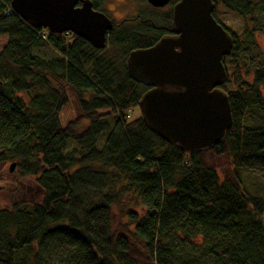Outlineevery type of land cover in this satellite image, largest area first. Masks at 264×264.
Wrapping results in <instances>:
<instances>
[{
    "label": "trees",
    "instance_id": "1",
    "mask_svg": "<svg viewBox=\"0 0 264 264\" xmlns=\"http://www.w3.org/2000/svg\"><path fill=\"white\" fill-rule=\"evenodd\" d=\"M216 1L264 22V0ZM10 8L0 0V176L13 162L42 197L0 210V264H49L52 255L56 264H264V53L226 29L233 45L220 88L231 128L208 151L184 153L140 114L128 117L149 88L130 78L126 59L166 33L170 13H144L95 49L32 29ZM246 60L249 83L238 74ZM70 99L77 113L62 125ZM124 194L142 212H120L126 222L113 228L111 208Z\"/></svg>",
    "mask_w": 264,
    "mask_h": 264
},
{
    "label": "water",
    "instance_id": "2",
    "mask_svg": "<svg viewBox=\"0 0 264 264\" xmlns=\"http://www.w3.org/2000/svg\"><path fill=\"white\" fill-rule=\"evenodd\" d=\"M147 2L158 8L169 0ZM10 7L32 29L70 33L95 49L104 48L112 27L88 0H10ZM214 8V0H178L172 9V34L131 51L126 59L130 78L149 88L137 102L144 125L184 153L208 151L232 125L228 97L220 86L226 80L222 59L233 39L212 17Z\"/></svg>",
    "mask_w": 264,
    "mask_h": 264
},
{
    "label": "rangeland",
    "instance_id": "3",
    "mask_svg": "<svg viewBox=\"0 0 264 264\" xmlns=\"http://www.w3.org/2000/svg\"><path fill=\"white\" fill-rule=\"evenodd\" d=\"M122 0H105L108 3V8L114 10V19L116 21L120 20L122 17L133 16V13L140 9L146 13H155L159 17L165 14V11L168 8L162 9H150L146 6L144 0H125L126 4H119ZM214 0L215 9L214 17L219 22L220 25L224 26L229 32L234 33L237 38L242 42V45L245 47L249 46V52H252L253 55L256 52L264 53V22L260 26L254 25L249 19H243L238 15L228 11L220 4L216 3ZM136 4V5H135ZM263 14V10L261 11ZM247 56L245 52L244 58ZM249 59V58H247ZM248 66H243L242 64L238 67V74L242 81L251 82L252 75L249 70L252 68L253 61L246 60ZM247 64V63H246ZM226 65V62L224 63ZM226 71H228L227 67ZM25 102L27 98L23 96ZM76 104L70 99L67 106L63 109L60 115V123L64 125L68 120L73 119L76 116ZM139 110L135 109L134 111L128 114L129 119H135L139 116ZM87 126L86 122H81L76 128L75 132H81ZM13 162H8L0 176V210L9 209L13 204L19 202H26L31 204H37L42 197V190L39 186L36 185L33 178L30 177H20L17 174L16 166L14 165L13 170L10 172L9 168ZM261 179H257L255 176L251 175L250 182L253 184H258ZM121 203L118 206H113L111 208V225L116 227L117 223H125V217H120L119 213H123L126 210H132L138 215L142 212V207L140 203L135 199L131 194H124L121 197ZM264 223V217L262 218ZM49 264H56V258L54 255L48 260Z\"/></svg>",
    "mask_w": 264,
    "mask_h": 264
},
{
    "label": "flooded vegetation",
    "instance_id": "4",
    "mask_svg": "<svg viewBox=\"0 0 264 264\" xmlns=\"http://www.w3.org/2000/svg\"><path fill=\"white\" fill-rule=\"evenodd\" d=\"M91 4V7L94 11L96 12H99V13H102L104 16H106V18L108 20L111 21L112 23V27L109 31L106 32V41H105V44L107 42V38H108V35H109V32L112 30V29H118L120 26H123V25H127L129 27H133L134 25H136V23H141L143 22V18H142V14L146 13L145 11H141L140 9H137L134 13H133V16H128V17H122L120 20L116 21L114 19V9L115 8H108V3L105 2V0H88ZM137 2V0H134V2ZM145 3H146V6H148L150 9H162V8H168V10L165 11V14L166 13H170V23L168 26H162L165 28V31L166 33L163 35V36H167V35H171V16H172V9H173V6L176 2H178V0H169V2L163 6V7H158V8H153L151 5L148 4L147 0H144ZM119 4H122V5H125L126 4V1L125 0H122L121 2H119ZM136 5V4H135ZM80 6V2H78L76 4V7ZM215 9V8H214ZM214 12V10H213ZM213 12H212V16L214 17L213 15ZM215 18V17H214ZM147 20V19H146ZM225 30L226 28L224 26H222ZM227 31V30H226ZM228 32V31H227ZM229 33V32H228ZM230 34V33H229ZM73 35V34H71ZM162 36V37H163ZM161 37H159L160 39ZM149 48V47H148Z\"/></svg>",
    "mask_w": 264,
    "mask_h": 264
},
{
    "label": "built area",
    "instance_id": "5",
    "mask_svg": "<svg viewBox=\"0 0 264 264\" xmlns=\"http://www.w3.org/2000/svg\"><path fill=\"white\" fill-rule=\"evenodd\" d=\"M11 9V8H10ZM12 10V9H11Z\"/></svg>",
    "mask_w": 264,
    "mask_h": 264
}]
</instances>
